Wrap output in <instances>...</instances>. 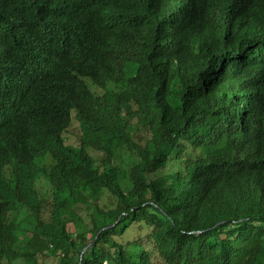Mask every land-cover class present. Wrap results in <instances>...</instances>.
Returning a JSON list of instances; mask_svg holds the SVG:
<instances>
[{
	"label": "trees",
	"instance_id": "1",
	"mask_svg": "<svg viewBox=\"0 0 264 264\" xmlns=\"http://www.w3.org/2000/svg\"><path fill=\"white\" fill-rule=\"evenodd\" d=\"M0 264H264V0H0Z\"/></svg>",
	"mask_w": 264,
	"mask_h": 264
},
{
	"label": "rangeland",
	"instance_id": "2",
	"mask_svg": "<svg viewBox=\"0 0 264 264\" xmlns=\"http://www.w3.org/2000/svg\"><path fill=\"white\" fill-rule=\"evenodd\" d=\"M142 229H138L136 226H134L133 229L130 232H127L125 234V238H136L139 234H141V235L144 234V232L146 230L144 228H142Z\"/></svg>",
	"mask_w": 264,
	"mask_h": 264
},
{
	"label": "water",
	"instance_id": "3",
	"mask_svg": "<svg viewBox=\"0 0 264 264\" xmlns=\"http://www.w3.org/2000/svg\"><path fill=\"white\" fill-rule=\"evenodd\" d=\"M88 247V246H87ZM86 247L82 250V253L85 251Z\"/></svg>",
	"mask_w": 264,
	"mask_h": 264
}]
</instances>
